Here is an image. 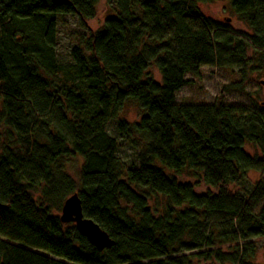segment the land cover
<instances>
[{"label":"trees","instance_id":"trees-1","mask_svg":"<svg viewBox=\"0 0 264 264\" xmlns=\"http://www.w3.org/2000/svg\"><path fill=\"white\" fill-rule=\"evenodd\" d=\"M111 1L59 65L58 21L85 29L99 0H0V264H251L237 244L264 237V101L224 94L264 78V0H224L247 34L202 12L221 0ZM204 67L236 80L210 104L176 105ZM73 194L110 248L61 223Z\"/></svg>","mask_w":264,"mask_h":264},{"label":"rangeland","instance_id":"rangeland-1","mask_svg":"<svg viewBox=\"0 0 264 264\" xmlns=\"http://www.w3.org/2000/svg\"><path fill=\"white\" fill-rule=\"evenodd\" d=\"M113 7L111 0H99L96 6L95 18L86 22V28L82 29L78 25V21L73 16H64L57 23L56 34V60L59 65H68L70 63L69 49L76 44L77 38L87 33V30H96L103 20L110 15L111 8ZM202 12L205 16L211 18L213 21L219 23L222 26H226L231 31L238 33H248L246 25L239 21L230 11L226 1H216L201 6ZM152 75L157 78V71L151 69ZM185 79L191 83L182 88L177 94L175 104H210L212 100L217 97L223 91V88L229 86L236 80V76L228 71L218 70L212 67H204L200 70V76L197 79L192 78L190 75H186ZM264 82L263 77L254 76L251 77V81L244 89V92H230L224 94L225 102L230 105H242L249 107L252 104V100L256 102L264 101ZM261 83V84H260ZM140 112L137 106L128 101L121 113V117L129 122L137 120ZM107 131L111 137H113L120 145L117 155L125 167H130L135 163V151L119 139L117 136L114 123L110 122ZM247 150L253 152L252 147L247 146ZM259 175L250 172L248 174V181L251 185L257 182ZM198 191H205L203 188H198ZM222 231V227L218 225ZM239 249L246 247L252 251L251 264H264V237L247 240L246 242H240L237 244ZM222 252L229 253L234 251V246L229 247L225 245L221 248ZM244 253V252H243ZM246 251V254H249ZM197 264H216L213 262H199ZM227 264V263H226Z\"/></svg>","mask_w":264,"mask_h":264},{"label":"water","instance_id":"water-1","mask_svg":"<svg viewBox=\"0 0 264 264\" xmlns=\"http://www.w3.org/2000/svg\"><path fill=\"white\" fill-rule=\"evenodd\" d=\"M53 2L58 5L68 4V0H53ZM59 219L63 224L72 223L76 231L98 250L108 249L113 245L107 233L92 220L83 217L80 200L76 194L69 196L63 202Z\"/></svg>","mask_w":264,"mask_h":264}]
</instances>
